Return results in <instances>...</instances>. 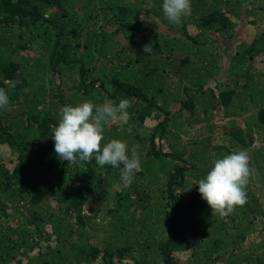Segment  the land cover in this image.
Instances as JSON below:
<instances>
[{"label":"trees","instance_id":"obj_1","mask_svg":"<svg viewBox=\"0 0 264 264\" xmlns=\"http://www.w3.org/2000/svg\"><path fill=\"white\" fill-rule=\"evenodd\" d=\"M78 1L0 0V88L9 97L0 109V264H264V228L256 229L264 226V0H191L179 28L163 0H88L73 12ZM241 14L253 17L249 41L235 32ZM235 37L226 54L223 42ZM137 70L164 89L173 79L169 98L160 103L134 83ZM85 100L130 102L128 125L106 127L102 141L125 142L129 155L138 146L130 186L118 168L69 166L56 155L60 109ZM241 150L250 157L247 202L212 215L198 181ZM101 196L119 218L73 242V222L84 226L83 206Z\"/></svg>","mask_w":264,"mask_h":264},{"label":"clouds","instance_id":"obj_2","mask_svg":"<svg viewBox=\"0 0 264 264\" xmlns=\"http://www.w3.org/2000/svg\"><path fill=\"white\" fill-rule=\"evenodd\" d=\"M162 10L169 23L179 28L182 18L191 14V0H163ZM144 51L150 54L151 45H146ZM8 105V94L4 88H0V109ZM129 107L131 104L128 100L99 105L85 100L76 106L62 107L58 126L54 128L52 136L60 161L80 167L94 161L99 168H118L121 182L124 186H130L140 170L138 146H133L129 155L128 145L119 139L102 144L105 128L126 120ZM249 160L247 150L233 152L217 159L206 177L198 181L199 194L207 202L212 215L226 217L247 202L246 186L251 175Z\"/></svg>","mask_w":264,"mask_h":264},{"label":"rangeland","instance_id":"obj_3","mask_svg":"<svg viewBox=\"0 0 264 264\" xmlns=\"http://www.w3.org/2000/svg\"><path fill=\"white\" fill-rule=\"evenodd\" d=\"M89 1L88 0H80L76 3L75 7H74V10L73 12H80L82 13V11H84V9H82V7L84 8V4L85 3H88ZM243 14V13H242ZM241 14V15H242ZM253 17L252 16H248V17H245V15H242V19L241 20H238L237 21V26H236V30L235 32L237 34H239V39H242L244 38V41L247 40H251L254 36V25H253V28L251 29L249 27V21L252 20ZM194 31V32H197L198 29H192V27L189 28V31L191 33V31ZM261 29H259L260 31ZM193 32V33H194ZM259 33V32H258ZM239 43V42H238ZM238 43L236 42V37L235 38H231V39H227L226 41L223 42V50L225 51L226 54H232L235 52L236 48L238 46ZM130 47V45H118L116 49H119V48H125V47ZM182 52V51H180ZM113 54V53H112ZM112 54H110V57L112 56ZM112 59V57L110 58ZM1 62V60H0ZM130 79H133L132 77H134V83L138 84V85H141V87H143L144 89H152L154 91V94H155V100L156 101H159L161 103L162 100H167L169 98V95H170V91L168 90V88H171L172 86L171 85H174L175 84V81L172 79L171 80V83L169 85L166 86V88L164 89L162 87V82H161V78H159L158 76L155 78L153 77L152 79L149 80V78L151 77H146V75L144 74V72L142 70H137L134 72L133 75H129ZM223 79H225V77H220L218 78L217 80H220L222 81ZM75 81H73L72 79L69 80V82L67 81L66 83H68L67 85L68 86H71V83L74 84ZM213 87L215 86V82H213ZM207 99V96H203L201 97V101H203V99ZM196 101H197V98H196ZM167 103V101H166ZM200 103V102H198ZM198 111L200 112L201 111V104L198 105ZM251 111V110H250ZM198 115H202V113L198 114ZM201 119L204 120V116L202 115L201 116ZM201 121V120H200ZM241 121L243 123H247V122H251V125L254 126V119L251 118V121L248 117H243L241 116ZM118 124L120 123H123V124H126L128 125L127 121L126 120H123V121H117ZM203 123V121L201 122ZM201 126V127H200ZM197 127H200L202 128V125L198 124ZM129 126L125 127L124 129L125 130H129ZM203 129V128H202ZM0 155L1 156H4V151L1 150L0 152ZM135 185H139V187H142L144 185V181L142 180H136L135 181ZM113 200V199H112ZM140 202H143V200H141ZM114 205H116L117 207L120 206L122 203L118 201H115L113 202ZM116 203V204H115ZM108 205V206H107ZM112 207L113 205L111 204V202H104L103 201V196H101V198L99 197H96L94 199H91L89 202H87L84 206H83V215L85 216L86 220H85V225L84 226H80L78 223L76 222H73L74 223V230H75V237H74V241H77L78 240V237H79V234L82 235V238L81 240L84 239V233H86L88 230H87V227H111V225L114 223L115 220H117L116 218L114 217H118V215H112L111 213H108V209ZM125 210V209H123ZM123 210H121L123 212ZM122 220V219H120ZM124 223L127 224V221L124 220ZM120 222L117 224L119 225ZM120 227V226H118ZM264 228V226H261V227H256V229H259V228ZM78 229V231H77ZM47 231H50V228H47ZM76 239V240H75ZM87 238H85L86 240ZM57 240V237H53L50 242L51 244H54V242L56 244H58V241L56 242ZM91 242H94L96 241L95 238H93V240L90 238ZM69 242L70 241H67L66 244L69 246ZM100 242H97V244H99ZM245 247L247 248V245H246V242H245ZM45 250V249H44ZM34 252H37L36 250H34ZM31 255H33V252H30ZM30 255L28 254V257ZM46 259H48L49 257L48 256H44ZM36 259L39 261L41 258H34L33 259V263L36 262ZM36 264V263H35ZM96 264V263H94Z\"/></svg>","mask_w":264,"mask_h":264}]
</instances>
